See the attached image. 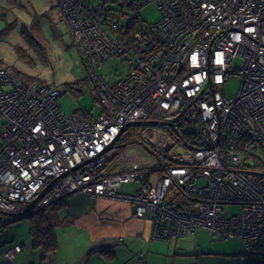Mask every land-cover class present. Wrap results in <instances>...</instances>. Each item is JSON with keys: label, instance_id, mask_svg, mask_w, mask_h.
Wrapping results in <instances>:
<instances>
[{"label": "built area", "instance_id": "1", "mask_svg": "<svg viewBox=\"0 0 264 264\" xmlns=\"http://www.w3.org/2000/svg\"><path fill=\"white\" fill-rule=\"evenodd\" d=\"M54 1L101 112L66 114L51 79L24 82L0 66L2 218L45 189L33 206L81 192L133 204L152 238L204 228L264 246V0ZM148 4L154 22L141 15ZM232 78L238 89L225 93ZM153 120L168 125L141 123ZM127 183L133 191L120 192ZM178 196L192 205L169 203ZM22 247L0 252V264Z\"/></svg>", "mask_w": 264, "mask_h": 264}, {"label": "rangeland", "instance_id": "2", "mask_svg": "<svg viewBox=\"0 0 264 264\" xmlns=\"http://www.w3.org/2000/svg\"><path fill=\"white\" fill-rule=\"evenodd\" d=\"M49 1L0 0V30L14 22V25L7 29L0 39V66L12 68L17 77L24 82L32 80L44 82L51 79L61 90L58 104L64 113L71 114L77 110L82 117H95L101 112V106L95 101L92 85L87 80V69L81 60L80 50L73 42L66 23L60 19L58 10L54 5L55 2L52 0V3L50 1L51 4H48ZM141 15L145 20L154 22L160 14L155 4H148L142 8ZM22 25L30 31L31 36L22 33ZM50 59L53 60V63L50 62ZM241 62L242 59L236 57L233 59L231 67H238ZM76 82H80L79 91L65 90V83ZM238 86L239 81L236 78L230 79L224 85L225 93L234 94ZM1 122L0 118V130ZM148 150L152 152L151 147H142V153H140L148 155ZM203 182V180L199 181V183ZM27 205L28 203L20 204L22 208H26ZM226 207L229 212H236L239 209L238 205L229 204ZM4 219L5 221L0 223V240L7 238L1 243L7 244L6 241L9 244L23 243L28 248L29 220L21 218L16 221H9V217ZM74 230L75 232H72L71 228H66L63 231L59 227L55 230V234L57 233L60 238L62 236L68 238L69 236L79 240L85 237L82 234L85 231H80L75 227ZM190 235H192L191 241L182 236L180 242L185 244L190 241L189 245L192 246L194 240H197L206 253L196 255L195 251L198 249L191 248V251H186V254L174 256L172 251L167 256L169 257L167 264H242L245 259L243 254L250 251L252 244L246 247L239 236L212 239L211 233L204 228H199L198 232L189 234V237ZM169 240L175 241L177 239ZM2 248L4 247L1 245L0 250ZM254 257L257 258L256 255ZM164 261L163 258L162 262L164 263Z\"/></svg>", "mask_w": 264, "mask_h": 264}, {"label": "crops", "instance_id": "3", "mask_svg": "<svg viewBox=\"0 0 264 264\" xmlns=\"http://www.w3.org/2000/svg\"><path fill=\"white\" fill-rule=\"evenodd\" d=\"M50 1L52 3V0ZM50 1L48 4H51ZM52 61L50 59V62ZM134 188L135 184L127 183L123 184L119 191L127 193ZM133 212V204L127 201L81 192L72 193L63 199L58 211L62 223L58 224L55 230L59 227L63 231L71 228L72 232H75V227L85 231L82 233L85 237L80 240L69 236L60 238L56 233L57 247L53 252L46 253L43 259L40 258V252L32 249L30 244L26 248L20 243L23 250L18 254L14 264H167L169 260L167 256L172 251L174 256L186 254L191 248L198 249L195 251L196 255L206 253L197 240H194L192 246L189 245L192 239V235L189 237V234L196 233L199 229L161 241L151 237V222L135 217ZM75 236L79 237L76 234ZM182 236L190 241L183 244L180 242ZM173 238L177 240H169ZM6 243L2 247L10 245L9 242Z\"/></svg>", "mask_w": 264, "mask_h": 264}, {"label": "trees", "instance_id": "4", "mask_svg": "<svg viewBox=\"0 0 264 264\" xmlns=\"http://www.w3.org/2000/svg\"><path fill=\"white\" fill-rule=\"evenodd\" d=\"M13 25L14 22L9 23L5 28L0 30V39L3 37L6 30L11 28ZM21 31L26 36L30 35V31L26 30L24 25H22ZM65 90H69L72 92L79 91L80 82L65 83ZM182 139L184 140L183 136H181V138H178L179 141H181ZM259 153L262 156L261 159H263L264 152H262L260 149ZM260 157L254 156L252 159L253 165H250V167L261 168L262 162ZM178 197L175 198L174 202L170 201L169 203L176 206L177 208H183V206L184 208L185 207L188 208L193 203L191 198L185 196H178ZM62 204H63V199H57L41 207L33 206L29 211L25 212L21 217V218H27L29 220V237H28L29 244L32 249H36L40 252L41 259L44 258V255L46 253L53 252L57 247L55 227L58 224L62 223V221L58 217V211L61 208ZM6 238L7 237H5L4 239L6 240ZM4 239L0 240V246L3 245L1 242ZM14 244L17 243H12L7 247L2 248L0 252L8 249ZM248 246L249 245H247L246 247ZM104 254L107 255V252H105ZM254 255H256L257 258H255ZM243 256H245V259L242 262V264H264V246L251 244L250 251H248L246 254H243Z\"/></svg>", "mask_w": 264, "mask_h": 264}, {"label": "water", "instance_id": "5", "mask_svg": "<svg viewBox=\"0 0 264 264\" xmlns=\"http://www.w3.org/2000/svg\"><path fill=\"white\" fill-rule=\"evenodd\" d=\"M137 124H139L140 122H136ZM141 123H143V124H145V125H150V126H157V127H159V128H166V126L168 125L166 122H163V121H157V120H153V121H144V122H141ZM131 124H134V123H129V124H127V125H131ZM46 190V189H45ZM44 190V191H45ZM44 191H42L39 195H38V197L34 200V201H32L29 205H28V207L26 208V209H24V213L25 212H27V211H29L30 209H31V207L33 206V204L35 203V201L44 193ZM24 213H22V214H18V215H11L12 216V218L9 220V221H16V220H18V219H21V217H22V215L24 214ZM2 214H4V215H8L7 213H0V219H2Z\"/></svg>", "mask_w": 264, "mask_h": 264}, {"label": "flooded vegetation", "instance_id": "6", "mask_svg": "<svg viewBox=\"0 0 264 264\" xmlns=\"http://www.w3.org/2000/svg\"><path fill=\"white\" fill-rule=\"evenodd\" d=\"M5 218H6V217H5ZM10 219H11V218H10ZM3 221H5V219H4V218L0 219V223H1V222H3Z\"/></svg>", "mask_w": 264, "mask_h": 264}]
</instances>
